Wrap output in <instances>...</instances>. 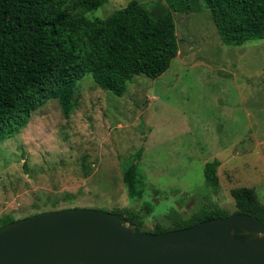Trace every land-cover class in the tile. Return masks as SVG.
<instances>
[{
    "label": "rangeland",
    "instance_id": "rangeland-1",
    "mask_svg": "<svg viewBox=\"0 0 264 264\" xmlns=\"http://www.w3.org/2000/svg\"><path fill=\"white\" fill-rule=\"evenodd\" d=\"M129 1L110 0L86 17L106 18ZM140 2L153 15L164 4ZM173 18L178 53L160 77L136 76L117 97L85 75L69 117L50 100L0 139V217L130 208L151 231L169 227L174 210L235 213L230 192L238 187L264 205V39L223 44L203 6ZM215 159L214 189L203 169ZM134 163L146 184L140 200L123 183Z\"/></svg>",
    "mask_w": 264,
    "mask_h": 264
},
{
    "label": "trees",
    "instance_id": "trees-1",
    "mask_svg": "<svg viewBox=\"0 0 264 264\" xmlns=\"http://www.w3.org/2000/svg\"><path fill=\"white\" fill-rule=\"evenodd\" d=\"M109 1L0 0V139L26 125L50 100H56L62 115L69 117L76 85L85 75H91L101 90L117 97L136 76L160 77L178 53L174 13L187 14L203 6L227 46L264 39V0H157L164 4L154 15L140 0H131L106 18L86 17ZM140 155L138 150L136 157ZM219 164L215 159L203 169L206 185L214 189ZM137 168L136 163L127 166L123 183L128 196L140 200L146 184ZM230 194L235 213L264 223V205L253 189L238 187ZM41 213L45 212L35 214ZM111 213L129 223L131 229L150 234L229 215L204 206L186 216L174 210L168 216L169 227L156 225L144 231L138 210ZM13 222L11 215L0 217V228Z\"/></svg>",
    "mask_w": 264,
    "mask_h": 264
},
{
    "label": "water",
    "instance_id": "water-1",
    "mask_svg": "<svg viewBox=\"0 0 264 264\" xmlns=\"http://www.w3.org/2000/svg\"><path fill=\"white\" fill-rule=\"evenodd\" d=\"M0 264H264V223L233 213L150 234L109 212L63 209L1 227Z\"/></svg>",
    "mask_w": 264,
    "mask_h": 264
}]
</instances>
